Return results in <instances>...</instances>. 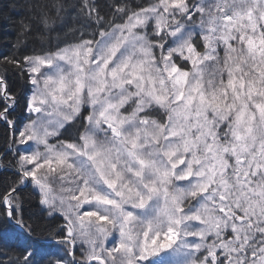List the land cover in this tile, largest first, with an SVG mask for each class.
Instances as JSON below:
<instances>
[{
	"label": "snow or ice",
	"instance_id": "1",
	"mask_svg": "<svg viewBox=\"0 0 264 264\" xmlns=\"http://www.w3.org/2000/svg\"><path fill=\"white\" fill-rule=\"evenodd\" d=\"M0 30V264H264V0H9Z\"/></svg>",
	"mask_w": 264,
	"mask_h": 264
},
{
	"label": "trees",
	"instance_id": "2",
	"mask_svg": "<svg viewBox=\"0 0 264 264\" xmlns=\"http://www.w3.org/2000/svg\"><path fill=\"white\" fill-rule=\"evenodd\" d=\"M8 3L9 0H0V7H5ZM11 39V34H5L4 31L0 30V48H3Z\"/></svg>",
	"mask_w": 264,
	"mask_h": 264
}]
</instances>
